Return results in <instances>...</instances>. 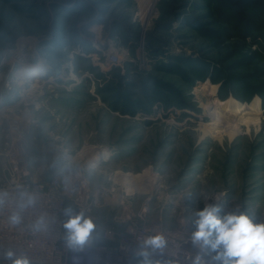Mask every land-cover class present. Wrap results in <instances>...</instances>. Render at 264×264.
Here are the masks:
<instances>
[{
  "label": "rangeland",
  "instance_id": "rangeland-1",
  "mask_svg": "<svg viewBox=\"0 0 264 264\" xmlns=\"http://www.w3.org/2000/svg\"><path fill=\"white\" fill-rule=\"evenodd\" d=\"M25 62L43 78L17 86ZM29 86L36 171L140 175L165 227L205 203L264 219V0H0V105Z\"/></svg>",
  "mask_w": 264,
  "mask_h": 264
},
{
  "label": "built area",
  "instance_id": "built-area-1",
  "mask_svg": "<svg viewBox=\"0 0 264 264\" xmlns=\"http://www.w3.org/2000/svg\"><path fill=\"white\" fill-rule=\"evenodd\" d=\"M106 51L107 62L112 63L111 57L117 55L111 47ZM15 76L13 82L17 86L22 80L39 82L43 78L17 80V71ZM48 80L45 82H50ZM29 88L22 89L25 96L22 91L11 92V107L0 110V114L5 113V117H0V191L8 192L14 200L18 189H23L35 194L37 202L21 213L22 222L15 226L9 221L13 205L0 210V264H11L4 259V252L8 249L17 255H27L31 264H131V257L143 239L156 234L167 239L163 254L154 256L156 264H192L197 249L190 242L191 231L185 222L176 227H165L152 213L150 195L136 204L134 190L128 191L114 183H93L89 177L90 166L84 164L64 172L36 171L27 159L29 129L33 120L26 117L27 109L21 108L23 104L29 106L31 103ZM7 93L6 90L0 94V101ZM48 173L51 178L45 181ZM68 206L72 207L73 214L83 212L96 224L95 239L80 250L69 249L64 241L62 224L67 219L64 210ZM99 210L114 213L102 219ZM39 217L45 218V230L36 231L31 227ZM103 221L107 222L105 226H102Z\"/></svg>",
  "mask_w": 264,
  "mask_h": 264
},
{
  "label": "clouds",
  "instance_id": "clouds-1",
  "mask_svg": "<svg viewBox=\"0 0 264 264\" xmlns=\"http://www.w3.org/2000/svg\"><path fill=\"white\" fill-rule=\"evenodd\" d=\"M36 202L35 194L23 189H18L14 200L8 192L0 191V210L13 205L9 221L14 226L22 222L21 213ZM220 213L218 204L205 203L202 210L192 214L190 242L197 249L192 264H264V219L257 220L255 213L239 207ZM64 216V241L69 249L80 250L95 239L96 224L90 217L83 212L73 214L71 206L65 208ZM31 227L45 230V218L39 217ZM166 247L167 239L162 234L148 235L131 257V264H156L154 256L163 254ZM4 259L11 264H31L27 255H17L11 249L4 252Z\"/></svg>",
  "mask_w": 264,
  "mask_h": 264
},
{
  "label": "bare ground",
  "instance_id": "bare-ground-1",
  "mask_svg": "<svg viewBox=\"0 0 264 264\" xmlns=\"http://www.w3.org/2000/svg\"><path fill=\"white\" fill-rule=\"evenodd\" d=\"M41 71H42L41 66L39 67V66L23 65L22 68L19 69V71H18V74H19V78L18 79H21V78H24V79H26V78H38L39 74L41 73ZM201 88L208 93V96H212L213 93H214V90H215L214 86H208V84H206V83H204L203 86L201 85ZM30 91H32V88H30ZM19 101H21V100H19ZM1 105H3V106H1ZM1 105H0V110H6V109L11 107V105L9 103H3ZM206 106H205V110H207ZM229 107H231V106H229ZM229 107H227V106L224 107L223 106V108H224V110L222 109L223 115H228L229 116V115L232 114L233 110H232V108H229ZM103 156H104V154L103 155L100 154V155H97L95 157L93 155L92 157H94V160L96 159L98 161V158L100 159V157H103ZM92 161H93V158H92ZM125 175L128 177L126 179L124 177V179L126 181V184H127V187H125V188L128 191H130V189L133 190V188H138V189L143 188L142 187V183H144V182H142V181L144 180V178H141L140 175H134L132 173H126ZM153 179H154L153 180L154 182L157 181L155 178H153ZM122 180H123V178H122ZM175 243H177V240H175ZM177 247H179V245H177Z\"/></svg>",
  "mask_w": 264,
  "mask_h": 264
},
{
  "label": "water",
  "instance_id": "water-1",
  "mask_svg": "<svg viewBox=\"0 0 264 264\" xmlns=\"http://www.w3.org/2000/svg\"><path fill=\"white\" fill-rule=\"evenodd\" d=\"M50 178H51V174L48 173V174L44 177V180H45V181H49Z\"/></svg>",
  "mask_w": 264,
  "mask_h": 264
}]
</instances>
